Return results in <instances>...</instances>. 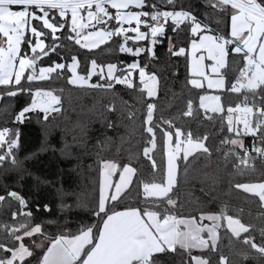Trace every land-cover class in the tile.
<instances>
[{"label": "trees", "instance_id": "1", "mask_svg": "<svg viewBox=\"0 0 264 264\" xmlns=\"http://www.w3.org/2000/svg\"><path fill=\"white\" fill-rule=\"evenodd\" d=\"M255 1L264 9V0ZM142 2L141 9L150 15L162 8L188 11L201 22V31H210L224 42L231 40L221 69L224 88L213 91L222 110L203 109L200 99L211 90L190 84L187 54L179 50L196 38L192 23H167L155 36L151 50L148 37L135 41L120 34L88 50L73 41L67 19L58 10L48 12L59 26L53 33L33 19L31 25L39 31L44 46L31 52L35 37L26 31L18 56L31 57L38 67L55 63L62 67L38 79L30 78L28 69L17 82L0 84V129L12 127L19 132L18 146L0 164V261L21 244L27 254L12 264H41L52 241L89 230L90 241L74 262L80 264L95 245L108 215L136 209L141 216L152 212L159 218H196L205 213L220 217L215 247L200 251L165 248L151 254L148 264H193V256L206 259L207 264H264V207L258 195L240 188L248 183L264 184V159L256 158L250 166L238 163V147L232 143L236 135L223 117L227 108L244 99L264 104L263 85L232 88L247 55L244 50H234L238 44L229 34L236 9L222 0ZM144 20L152 24L150 16ZM122 44L141 51L137 55L123 52ZM73 58L81 74L94 62L99 66L114 64L116 74L122 76L129 64L137 62L139 69L156 77V94L147 96L136 69L129 84L94 75L90 86L72 85L67 64ZM37 92L55 102V107L46 112L31 108L20 116ZM150 104L153 108L148 119ZM188 109L190 114L185 116ZM15 117L18 121L13 124ZM175 131L183 140L201 141L204 149L186 158L177 157L175 183L167 195L147 197L145 185L165 181V134ZM260 132L264 135V130ZM151 139L153 147L146 152ZM105 161L119 168L130 165L133 175L128 187L100 210L99 176ZM13 192L21 201L12 197ZM227 216L239 220L246 230L233 235L225 225ZM34 227L37 232L26 235Z\"/></svg>", "mask_w": 264, "mask_h": 264}, {"label": "rangeland", "instance_id": "2", "mask_svg": "<svg viewBox=\"0 0 264 264\" xmlns=\"http://www.w3.org/2000/svg\"><path fill=\"white\" fill-rule=\"evenodd\" d=\"M54 5H42L37 6L40 14L36 16L42 22L43 26L49 29L52 33L59 29V26L55 25L48 17V12L52 9L58 10V13L63 19H67V25L72 33L73 41L81 48L95 49L104 43H106L112 35L120 34L122 37H127L131 40H143L148 37L149 45L148 50L152 49L155 36L158 34L160 28L157 22L149 24L147 29H141V23L144 18L151 16L147 12L141 9L142 0H50ZM58 6V7H57ZM41 9V10H40ZM45 11V12H43ZM42 12V13H41ZM43 15V16H42ZM42 16V17H40ZM28 17L26 14L16 15V44H12L6 48H0V84L15 83L22 75V70L26 72L29 65L33 64L35 74L30 72L28 75L30 78H45L50 72L60 69L62 64L55 63L52 66H43L38 72V66L28 57L24 59L18 56L19 44L25 33ZM202 27L199 24H192V33L196 36L191 40L188 46L184 49H180L179 52H185L188 58V72L190 74V84L196 88H207L211 90L210 93L203 95L200 99V106L210 112H220L222 110L219 96L213 91H220L224 88V79L221 75V69L225 65L227 53L225 52V42L219 40L210 31H201ZM35 41L33 48L39 51L43 42L39 39V35H34ZM3 45V42H1ZM31 50H34V49ZM121 50L126 53L137 55L141 48L129 47L126 44H122ZM234 50H238L236 47ZM262 57L264 59V49L262 51ZM251 59V55L247 54L245 58V67H250L248 75L244 76L242 81L236 82L232 88L235 90L254 89L259 85L264 76V60L255 58ZM21 62H26L28 65L24 68ZM254 63V65H253ZM77 59L73 58L67 64V70L69 72V83L75 86H90L92 84L91 78L94 75H98L105 81H111L114 83H126L131 82L133 70H137L138 79L140 80L143 89L146 91L147 96L153 97L157 90V79L154 75L146 73L143 69H139L137 62H132L127 66L126 72L122 76H118L117 66L114 64H107L104 66L96 65L94 62H90L87 73L81 74L77 69ZM23 68V69H22ZM33 108L32 104L25 108L20 116L29 109ZM54 108V107H53ZM153 106H148L147 118L151 116ZM251 131L247 129V132ZM236 135L232 139V143L235 145L241 144V138ZM153 147V139L150 140L146 152H149ZM204 149V145L201 141H193L190 139L183 140L181 133L175 131L165 134L164 151H165V181L163 184L145 185L143 187L144 195L147 197L161 198L167 195L174 183L176 175V159L179 156L183 158L188 157L191 153ZM133 175V168L130 165H125L119 168L114 162L105 161L101 164L100 176H99V209L103 210L106 202L109 199H116L129 185ZM240 188L248 193L258 195L264 207V184L261 182L243 184ZM152 214V215H151ZM155 214V213H154ZM152 212L145 213L150 225L154 228L153 232L157 235L158 240H155V247H163L166 249H173L174 247H182L190 251H197V247H200L201 242L199 237L205 235L207 243L202 249H206L208 246H213L215 243V236L217 241V228L219 225L220 217L213 213H205L199 218H192L187 220L184 224L176 226V230H173L174 224L171 226L166 225L164 228H159V225L154 221ZM154 216H157L156 214ZM171 216H166L163 219L162 224L165 225L167 220ZM207 222L202 226V221ZM225 225L233 235H239L246 230V227L234 217H225ZM38 228L26 232V235L37 232ZM179 238L180 241L186 242V246L175 242ZM70 242L71 247L79 248L78 257L81 255L83 246L87 245L90 240V231L86 230L80 235L71 237H60V240ZM130 239V238H129ZM143 241L144 238L142 237ZM141 239L131 242L128 252L133 258L128 264H148V259L151 254L158 252V250L151 252L147 256H136L138 250L143 242ZM209 241V242H208ZM208 244V245H207ZM92 249V248H91ZM90 249V250H91ZM89 250V252H90ZM161 251V250H160ZM88 252V253H89ZM86 254V256L88 255ZM27 254V250L20 244L14 249L10 256L0 261V264H12L16 260L24 258ZM60 256L61 252L59 253ZM85 256V257H86ZM77 257V258H78ZM84 257V258H85ZM195 257V259H193ZM76 258V260H77ZM84 260V259H83ZM82 260V261H83ZM193 264H207L206 259L193 256ZM82 263V262H81Z\"/></svg>", "mask_w": 264, "mask_h": 264}, {"label": "crops", "instance_id": "3", "mask_svg": "<svg viewBox=\"0 0 264 264\" xmlns=\"http://www.w3.org/2000/svg\"><path fill=\"white\" fill-rule=\"evenodd\" d=\"M223 1L236 9V13L230 18L229 34L230 37L237 42L238 45L236 47H238V50L241 49L251 54L254 57V61L252 60V62H255V58L264 60L262 57V51L264 49V9L255 0ZM42 5L56 6V4L50 0H0V48H6L12 44H16L15 19L16 15L20 13L26 14L28 17L25 32L28 31L32 36L38 34V38L41 39L39 31L32 27L31 21L33 19L39 20L36 16L38 13L40 14L37 6ZM1 42H3V45H1ZM32 46L33 45L30 47L31 49L33 48ZM35 50L36 49L31 50V52ZM23 58L26 59L28 57L25 56ZM21 65L24 68V66L26 67L28 64L26 62H21ZM38 68L37 73H39L41 67ZM21 72L23 73L24 70ZM154 215L152 218L159 225L160 229L161 227L164 228L166 225L171 226L174 224V231L177 225L184 224L187 220L192 219L170 217L167 223L163 225L162 222L164 218H159ZM200 216H203V214H200L196 218ZM217 217H219V215ZM206 222L207 221L203 219L202 226H204ZM153 229L146 215L141 216L136 209L114 212L104 219L95 245L80 264H128L134 256H131L128 252V248L131 244V242H129L130 239L137 242L140 239L143 241L142 237L144 238L138 250V254L136 253L138 257L147 256L158 249V251L165 249L164 246L155 247V240H158V238L153 232ZM204 236L205 235L199 237L201 245H206L207 243ZM175 242H181L183 246L187 244L186 242L180 241L179 238H177ZM215 244L216 236L215 243L212 247H215ZM201 245L197 247L198 250L203 248ZM60 252L61 255H65L60 256ZM78 252L79 248L75 249L71 247L70 242L66 241V239L63 241L57 238L50 243L42 258L41 264H74L78 257ZM193 259H195V257Z\"/></svg>", "mask_w": 264, "mask_h": 264}, {"label": "built area", "instance_id": "4", "mask_svg": "<svg viewBox=\"0 0 264 264\" xmlns=\"http://www.w3.org/2000/svg\"><path fill=\"white\" fill-rule=\"evenodd\" d=\"M223 1V0H222ZM152 23L157 22L160 28L157 35L161 34L164 26L167 23L177 26L183 22L192 24H199L201 22L197 17L185 10H170L160 9L150 16ZM219 38L215 39L217 43ZM231 40L225 42V52L227 51L228 44ZM248 54V53H247ZM251 55V54H250ZM253 56L251 55V59ZM250 67H244L238 81H242L244 76L248 75ZM264 86V76L259 83ZM204 109V108H203ZM190 114V109L184 112L185 116ZM224 120L226 121L229 129L241 138V144L237 145L236 150L238 163L244 166H250L254 159H264V135H261L260 130H264V104H253L249 100L244 99L242 102L236 103L234 106L227 108L224 111ZM17 118L13 119V124H16ZM247 129L251 131L247 132ZM19 132L12 127H6L0 129V164L5 159L7 154H10L11 150L18 146Z\"/></svg>", "mask_w": 264, "mask_h": 264}, {"label": "water", "instance_id": "5", "mask_svg": "<svg viewBox=\"0 0 264 264\" xmlns=\"http://www.w3.org/2000/svg\"><path fill=\"white\" fill-rule=\"evenodd\" d=\"M142 26L148 25V23L144 20L141 23ZM29 70L33 73H35L34 70V66L33 64L29 65ZM55 102L51 101L50 99H48L47 97H45L41 92H37L34 94L33 99H32V106L33 108L42 111V112H46L50 109H52L53 107H55ZM12 197L14 199H16L17 201H21L19 195L16 192H13ZM14 229H11V232H13Z\"/></svg>", "mask_w": 264, "mask_h": 264}]
</instances>
